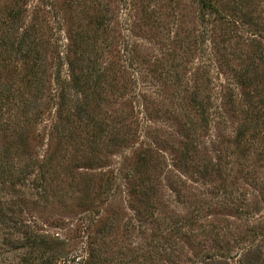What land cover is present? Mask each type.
Listing matches in <instances>:
<instances>
[{
	"label": "rangeland",
	"instance_id": "rangeland-1",
	"mask_svg": "<svg viewBox=\"0 0 264 264\" xmlns=\"http://www.w3.org/2000/svg\"><path fill=\"white\" fill-rule=\"evenodd\" d=\"M0 264H264V0H0Z\"/></svg>",
	"mask_w": 264,
	"mask_h": 264
},
{
	"label": "trees",
	"instance_id": "trees-1",
	"mask_svg": "<svg viewBox=\"0 0 264 264\" xmlns=\"http://www.w3.org/2000/svg\"><path fill=\"white\" fill-rule=\"evenodd\" d=\"M207 2H208V0H199V4L201 5V7L203 9H207ZM208 5H211V4L208 3ZM59 74L60 73H59V70L57 68L56 72L54 73V79L53 80L58 85H59L58 81L60 79ZM58 98H59V105H62L64 103V95H62V92L58 96ZM42 239L43 238L41 236H30V235H29V237L24 236L23 239L21 240L22 243H20V244L22 247H25V246L29 247L30 250L38 249V251H40L42 249Z\"/></svg>",
	"mask_w": 264,
	"mask_h": 264
}]
</instances>
